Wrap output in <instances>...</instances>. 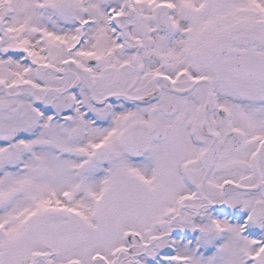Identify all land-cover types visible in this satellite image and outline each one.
I'll return each instance as SVG.
<instances>
[{
	"label": "snow or ice",
	"instance_id": "obj_1",
	"mask_svg": "<svg viewBox=\"0 0 264 264\" xmlns=\"http://www.w3.org/2000/svg\"><path fill=\"white\" fill-rule=\"evenodd\" d=\"M0 264H264V0H0Z\"/></svg>",
	"mask_w": 264,
	"mask_h": 264
}]
</instances>
